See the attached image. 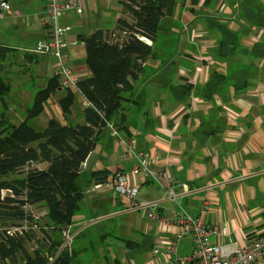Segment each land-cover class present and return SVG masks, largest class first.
<instances>
[{
    "label": "crops",
    "instance_id": "obj_1",
    "mask_svg": "<svg viewBox=\"0 0 264 264\" xmlns=\"http://www.w3.org/2000/svg\"><path fill=\"white\" fill-rule=\"evenodd\" d=\"M118 1L123 6V0ZM98 6L99 0H82L81 14L69 10L60 18L61 23L75 21L83 26L84 21L78 18L83 17V10L88 9L93 18ZM44 8L45 0H11L0 19L25 14L26 26L32 25L29 17L34 16L39 27L32 25L28 34L23 31L26 45L2 35L0 45L15 48L13 54L21 48L25 53L38 40L49 38L40 21ZM119 14L117 19L123 16V9ZM210 19L216 23L210 24ZM163 22L166 27L160 36V56L143 63L145 74L135 82L138 99L126 108V129H106L101 134L91 168H107L113 176L128 175L138 187L139 197L156 202L158 212L167 218L188 211L209 224L226 226L229 232L215 236L214 243L241 244L264 231V47H255L257 43L264 45V0H177L174 13ZM71 24L67 33L71 62L76 77L83 80L92 73L79 36L110 28L99 20L85 25L89 31L74 33V22ZM224 28L237 33L235 50L233 45L220 47ZM34 63L39 71L54 67L53 76H57L52 56L38 55ZM214 69L224 77L208 98L204 87ZM186 83L192 86L188 96L181 89ZM73 91L75 99L65 118L80 122L87 97ZM50 105L49 100L48 110ZM123 140L150 156L157 171L187 182L188 191L176 183L174 202L158 182L134 174L137 161L123 158ZM32 165L48 167L46 162ZM205 201L209 209L202 212ZM129 205L130 200L114 190L87 186L83 213L72 225L76 256L70 264H182L192 253L191 233L180 238L176 253H163L176 228L169 232L161 221L140 211H127ZM45 211L41 207L37 215ZM89 219L96 222L85 223Z\"/></svg>",
    "mask_w": 264,
    "mask_h": 264
},
{
    "label": "trees",
    "instance_id": "obj_2",
    "mask_svg": "<svg viewBox=\"0 0 264 264\" xmlns=\"http://www.w3.org/2000/svg\"><path fill=\"white\" fill-rule=\"evenodd\" d=\"M176 3L177 0H123L124 14L112 29L99 28L79 36L85 43L86 63L92 73L78 82L80 92L91 103L82 110V121L67 119L66 123H60L52 117L43 129L32 125L61 87L58 76L51 77L46 87L37 92L33 106L21 122H12L2 110L0 264H70L75 258L74 242L70 249L61 250L63 231L83 213L87 186L105 183L113 177L107 168L82 170L81 166L97 148L109 123L126 129V108L138 99L135 82L145 74L146 59L160 56V36L166 27L163 19L174 13ZM224 30L220 47L233 45L235 50L237 33L229 28ZM255 47L264 45L257 43ZM15 50L0 45V63L6 66ZM24 55L30 61L38 57L28 52ZM4 70L0 71V109L12 87L3 75ZM223 77L216 69L211 71L204 87L208 98ZM181 89L188 96L192 86L186 83ZM74 99L75 92L68 90L60 100L65 115ZM42 162L48 163V167L32 165ZM28 164L29 168L23 169ZM33 207H44L47 211L36 216Z\"/></svg>",
    "mask_w": 264,
    "mask_h": 264
},
{
    "label": "built area",
    "instance_id": "obj_3",
    "mask_svg": "<svg viewBox=\"0 0 264 264\" xmlns=\"http://www.w3.org/2000/svg\"><path fill=\"white\" fill-rule=\"evenodd\" d=\"M11 0H0V18L10 8ZM69 10H76L78 14L82 12V0H45V8L40 17L41 23L46 26L50 37L40 39L33 48H27L26 51L40 56H52L58 66L57 76L60 86L69 90L79 89V80L76 77L75 65L70 61L68 55L67 33L71 30L70 25H60V18ZM152 44V40H148ZM85 106L90 103L89 99L83 101ZM109 129L112 131L116 127L109 123ZM116 133V132H115ZM124 143L123 158H134L137 163L134 168V174L158 182L165 189L168 199L177 202V194L174 190L176 183L180 184L188 191L187 182L179 181L176 177L167 172L157 171L150 156L136 151L132 143ZM85 163V162H84ZM97 189L114 190L119 194L126 196L130 200L127 211H140L151 220H159L167 229L172 232L174 237L166 244L163 253L169 255L176 253L180 238L191 233L193 237V250L190 255L182 260V264H264V231L255 236L246 239L243 243L232 242L230 244H217L213 238L222 237L229 232L226 226L219 224H209L201 216H194L188 211L176 218H167L157 210V203L150 200H143L138 195V187L132 183L130 177L126 174L113 176L105 183L96 184ZM5 192V190H4ZM209 204L207 201L202 206V212H207ZM96 222V219L86 220L85 223ZM64 242L61 250L71 248L76 233L72 226L63 231ZM156 249L155 252H159Z\"/></svg>",
    "mask_w": 264,
    "mask_h": 264
},
{
    "label": "rangeland",
    "instance_id": "obj_4",
    "mask_svg": "<svg viewBox=\"0 0 264 264\" xmlns=\"http://www.w3.org/2000/svg\"><path fill=\"white\" fill-rule=\"evenodd\" d=\"M99 1L100 6H98V10L96 11V13H94L96 15L95 17L92 18L89 15L88 9L83 10V17H78L80 18V20L82 19L84 21L83 26L77 25L75 21L70 22V26H72L71 23L74 22V33L89 31L85 30V25L94 24L95 21L99 20L102 21L103 27H114L116 19L120 15L119 13H121L123 6H121V3L118 0H110L109 3L107 0ZM70 13L73 12L70 11ZM2 19H0V35L5 36L9 41L20 43V45L24 44L23 31L28 34L29 29L32 28V25H34L35 27H39L38 23L35 22V19L37 18L34 16L29 17V22L32 23V25H29L30 27L26 26L28 25V16H26L25 14L20 17L13 16L10 19ZM12 22L15 25H13ZM16 24H18L19 27L18 25L16 26ZM59 24L66 26V24L61 23V20ZM66 39L68 42L67 36ZM67 47L68 55L70 57L69 42ZM13 55L11 54L9 61L6 62V70L3 72L4 77L11 83L12 87L10 93L5 96L4 101L1 102L0 113L4 109L8 113L12 122L19 123L26 118L27 110L28 108L33 106L37 92L46 87L48 79L51 78L55 73V68L49 67V70H47V72L41 70L39 71L34 61H30L29 59L27 60V58L24 56V48H21L17 53H14ZM67 91V89H64L62 91L57 90L55 93H53L51 98L49 99L51 102L50 109L48 110L47 107L49 105L48 101L45 110L32 121V125L39 129H43L44 127H46L49 119L52 117H54L60 123H66L67 119L65 118V113L61 106L59 98L65 95ZM32 211L37 215L40 214L41 208L33 207Z\"/></svg>",
    "mask_w": 264,
    "mask_h": 264
},
{
    "label": "water",
    "instance_id": "obj_5",
    "mask_svg": "<svg viewBox=\"0 0 264 264\" xmlns=\"http://www.w3.org/2000/svg\"><path fill=\"white\" fill-rule=\"evenodd\" d=\"M4 69V64L3 63H0V71H2ZM97 156V153L95 151H92L87 160L85 161V163L82 164L81 166V169L82 170H90L92 164H93V161L95 159V157Z\"/></svg>",
    "mask_w": 264,
    "mask_h": 264
}]
</instances>
